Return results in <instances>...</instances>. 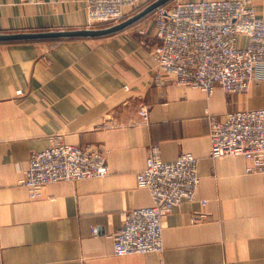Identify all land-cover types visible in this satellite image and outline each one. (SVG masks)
<instances>
[{
  "label": "crops",
  "instance_id": "0c3cea01",
  "mask_svg": "<svg viewBox=\"0 0 264 264\" xmlns=\"http://www.w3.org/2000/svg\"><path fill=\"white\" fill-rule=\"evenodd\" d=\"M251 5L264 18V0ZM86 16L85 0H0V34L85 29ZM153 28L148 13L97 38L0 41V264H264V172L247 174L242 156L209 157L210 119L264 107V79L208 97L159 80ZM55 137L102 149L109 174L51 183L31 199L23 170ZM152 151L197 157L198 189L163 219L160 252L116 256L110 235L123 212L151 204L136 173Z\"/></svg>",
  "mask_w": 264,
  "mask_h": 264
},
{
  "label": "built area",
  "instance_id": "2783aa9c",
  "mask_svg": "<svg viewBox=\"0 0 264 264\" xmlns=\"http://www.w3.org/2000/svg\"><path fill=\"white\" fill-rule=\"evenodd\" d=\"M43 0H27L39 4ZM143 0H85L86 27L116 24L126 10ZM253 0H172L153 13L158 43L153 46L156 78L171 77L177 85L210 96L216 86L226 93H246L264 79V18L255 13ZM141 33L145 31L140 30ZM244 35L247 44L238 46ZM99 41V40H98ZM100 42V41H99ZM42 64L44 61L40 59ZM144 121L147 111L140 110ZM209 157L242 156L245 172H264V107L228 112L223 120L209 122ZM198 158L180 153L163 160L156 151L136 173L139 188L148 190L151 204L123 212L118 229L110 235L116 256L160 252L162 221L176 206L191 201L199 185ZM109 174L99 148L66 143L55 137L45 149L31 155L21 185L31 199L51 183L101 178ZM204 214L191 216L200 221Z\"/></svg>",
  "mask_w": 264,
  "mask_h": 264
},
{
  "label": "water",
  "instance_id": "95a60500",
  "mask_svg": "<svg viewBox=\"0 0 264 264\" xmlns=\"http://www.w3.org/2000/svg\"><path fill=\"white\" fill-rule=\"evenodd\" d=\"M167 0H155L146 7H144L140 12L136 13L132 17L116 23L111 26L102 28H85L69 31H45V32H35V33H15V34H0V41H14V40H40V39H60V38H73V37H86V38H97L109 35L111 33L123 30L131 23L135 22L145 14L150 13L155 8L159 7Z\"/></svg>",
  "mask_w": 264,
  "mask_h": 264
},
{
  "label": "trees",
  "instance_id": "16d2710c",
  "mask_svg": "<svg viewBox=\"0 0 264 264\" xmlns=\"http://www.w3.org/2000/svg\"><path fill=\"white\" fill-rule=\"evenodd\" d=\"M168 2L171 3L172 0H171V1L167 0L165 3H163V4L160 5L159 7H166L165 4H167ZM170 3H169V4H170ZM169 4H168V5H169ZM168 5H167V6H168ZM159 7L155 8V9H154L153 11H151L149 14L154 13ZM73 38H83V37H73ZM53 40H58V39H53Z\"/></svg>",
  "mask_w": 264,
  "mask_h": 264
},
{
  "label": "rangeland",
  "instance_id": "374dc122",
  "mask_svg": "<svg viewBox=\"0 0 264 264\" xmlns=\"http://www.w3.org/2000/svg\"><path fill=\"white\" fill-rule=\"evenodd\" d=\"M151 1H155V0H151ZM169 1H171V0H169ZM169 3H170V2H168L167 4H165V6H167Z\"/></svg>",
  "mask_w": 264,
  "mask_h": 264
}]
</instances>
